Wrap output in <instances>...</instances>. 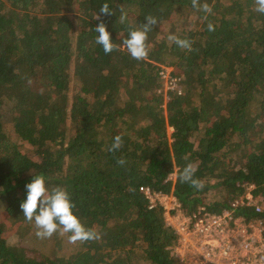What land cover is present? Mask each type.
Returning a JSON list of instances; mask_svg holds the SVG:
<instances>
[{
  "label": "trees",
  "instance_id": "trees-1",
  "mask_svg": "<svg viewBox=\"0 0 264 264\" xmlns=\"http://www.w3.org/2000/svg\"><path fill=\"white\" fill-rule=\"evenodd\" d=\"M199 2L212 12L192 0H0V212L17 218V238L37 232L20 205L42 174L98 235L73 244L57 231L30 247L4 237L0 218V264H175L178 235L141 185L173 189L185 214L221 213L250 184L264 203V14L255 0ZM105 3L113 15L100 13ZM148 16L158 23L138 61L123 41ZM101 20L119 46L110 54L96 43ZM163 66L181 94L164 93ZM189 163L202 189L179 179ZM237 214L264 225V210Z\"/></svg>",
  "mask_w": 264,
  "mask_h": 264
},
{
  "label": "built area",
  "instance_id": "built-area-1",
  "mask_svg": "<svg viewBox=\"0 0 264 264\" xmlns=\"http://www.w3.org/2000/svg\"><path fill=\"white\" fill-rule=\"evenodd\" d=\"M159 76L164 93L183 92L181 78L174 75L172 67L163 66ZM175 177L172 174L168 180L174 181ZM254 188V184L247 185L246 192L221 213L199 209L193 214H185L180 209L173 189L165 192L141 185L139 191L150 209H163L168 225L178 235L177 242L170 247L175 264H264V225L237 214L239 207L254 208L256 213L264 210L261 196L252 193Z\"/></svg>",
  "mask_w": 264,
  "mask_h": 264
},
{
  "label": "clouds",
  "instance_id": "clouds-1",
  "mask_svg": "<svg viewBox=\"0 0 264 264\" xmlns=\"http://www.w3.org/2000/svg\"><path fill=\"white\" fill-rule=\"evenodd\" d=\"M255 11L264 14V0H255ZM192 5L198 10L205 13L212 12V6L208 3L200 4L199 0H192ZM121 15L119 20L124 23L127 19V13L123 7L120 9ZM100 13L104 15H113L114 11L110 10L107 3L100 8ZM100 19V16H96ZM146 23H142L138 28H130L129 38L123 41L124 46L131 57L135 60H144L149 55V47L147 44L148 33L151 32L158 21L153 16L145 18ZM209 31H214V26L209 23ZM95 32L98 33L96 43L101 45L105 54H110L114 50H118V45L113 43L110 32L107 30L106 23L101 22L96 26ZM168 39L173 41L182 49L192 51V43L188 39H181L176 35H169ZM123 140L120 135L114 137V143L109 149L110 151L118 150L122 146ZM117 163L123 166L126 161L121 158ZM197 171L196 166L192 163L186 165L180 174L181 182L190 183L196 189H202L203 183L194 178ZM27 198L21 203L20 207L27 221H35L38 229L36 235L40 238H49L57 231L61 235L70 233L68 240L70 243L77 241L86 242L97 239L98 235L94 229L86 228L80 218L74 213L75 204L71 199L69 192L61 187H54L49 191L46 186L44 175L36 176L30 183L26 185Z\"/></svg>",
  "mask_w": 264,
  "mask_h": 264
},
{
  "label": "rangeland",
  "instance_id": "rangeland-1",
  "mask_svg": "<svg viewBox=\"0 0 264 264\" xmlns=\"http://www.w3.org/2000/svg\"><path fill=\"white\" fill-rule=\"evenodd\" d=\"M69 15L71 17H73L75 15V12L74 11H71V12H69ZM173 70H174V68H173ZM171 132H172V129L169 128V133H171ZM23 149L25 151H29L31 154L33 153V150H30V147L27 144H25L23 146ZM0 218L2 219V223H3V226L5 228L4 237L6 236L12 242H14L17 239L20 242H22L24 245H28L30 247H40V246L43 245L44 239L38 237L36 235L37 232L35 230L29 232L23 238H21V237L17 238L14 235L15 231L17 230V226H18V223H17L18 220H17V218L10 217V216L6 215V212L5 211L0 212Z\"/></svg>",
  "mask_w": 264,
  "mask_h": 264
}]
</instances>
